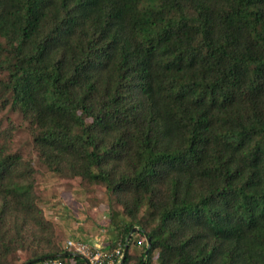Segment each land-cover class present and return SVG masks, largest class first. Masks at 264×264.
<instances>
[{
	"label": "trees",
	"instance_id": "obj_1",
	"mask_svg": "<svg viewBox=\"0 0 264 264\" xmlns=\"http://www.w3.org/2000/svg\"><path fill=\"white\" fill-rule=\"evenodd\" d=\"M44 173L117 264H264V0H0V264L89 263Z\"/></svg>",
	"mask_w": 264,
	"mask_h": 264
},
{
	"label": "rangeland",
	"instance_id": "obj_2",
	"mask_svg": "<svg viewBox=\"0 0 264 264\" xmlns=\"http://www.w3.org/2000/svg\"><path fill=\"white\" fill-rule=\"evenodd\" d=\"M17 146L28 149V137L20 131L16 135ZM27 153V152H26ZM45 199L47 214L57 224L63 248H68L69 239L79 240L90 246L102 248L107 235L108 220L103 194L83 185L76 179L53 177L47 173L38 176Z\"/></svg>",
	"mask_w": 264,
	"mask_h": 264
},
{
	"label": "built area",
	"instance_id": "obj_3",
	"mask_svg": "<svg viewBox=\"0 0 264 264\" xmlns=\"http://www.w3.org/2000/svg\"><path fill=\"white\" fill-rule=\"evenodd\" d=\"M67 246L71 253L80 254L88 257L89 264H117V256L122 255V248L118 247L114 252L103 251L97 246L93 247L79 240L69 239ZM43 264H74L73 262H65L60 258H50L44 260Z\"/></svg>",
	"mask_w": 264,
	"mask_h": 264
},
{
	"label": "water",
	"instance_id": "obj_4",
	"mask_svg": "<svg viewBox=\"0 0 264 264\" xmlns=\"http://www.w3.org/2000/svg\"><path fill=\"white\" fill-rule=\"evenodd\" d=\"M138 230V227H134L133 228V230H132V232L129 234V236H128V238H127V240L131 237V235L134 233V232H136ZM148 242H149V240H148ZM150 243V242H149ZM127 248L128 247H126L125 248V250H124V253L127 251ZM67 253H63V254H60V256H62V255H66ZM56 256H58V255H55V257ZM47 257H44V259H46ZM35 261V260H34ZM32 261H29V262H27L26 264H30ZM89 264V263H88Z\"/></svg>",
	"mask_w": 264,
	"mask_h": 264
},
{
	"label": "crops",
	"instance_id": "obj_5",
	"mask_svg": "<svg viewBox=\"0 0 264 264\" xmlns=\"http://www.w3.org/2000/svg\"><path fill=\"white\" fill-rule=\"evenodd\" d=\"M103 246H104V244H103ZM103 246H102V247H103Z\"/></svg>",
	"mask_w": 264,
	"mask_h": 264
}]
</instances>
